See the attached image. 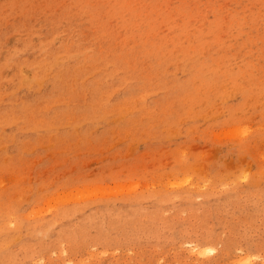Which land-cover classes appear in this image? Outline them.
Masks as SVG:
<instances>
[{"label": "rangeland", "instance_id": "obj_1", "mask_svg": "<svg viewBox=\"0 0 264 264\" xmlns=\"http://www.w3.org/2000/svg\"><path fill=\"white\" fill-rule=\"evenodd\" d=\"M0 264H264V0H0Z\"/></svg>", "mask_w": 264, "mask_h": 264}, {"label": "bare ground", "instance_id": "obj_2", "mask_svg": "<svg viewBox=\"0 0 264 264\" xmlns=\"http://www.w3.org/2000/svg\"><path fill=\"white\" fill-rule=\"evenodd\" d=\"M193 247H195V245H193ZM195 249H198V248L196 247ZM195 249L193 248V250H195ZM211 250H214V249L212 248Z\"/></svg>", "mask_w": 264, "mask_h": 264}]
</instances>
